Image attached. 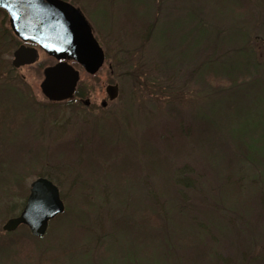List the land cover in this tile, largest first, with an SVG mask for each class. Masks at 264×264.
I'll use <instances>...</instances> for the list:
<instances>
[{
  "label": "rangeland",
  "instance_id": "rangeland-1",
  "mask_svg": "<svg viewBox=\"0 0 264 264\" xmlns=\"http://www.w3.org/2000/svg\"><path fill=\"white\" fill-rule=\"evenodd\" d=\"M67 1L84 15L105 54L102 67L92 75L73 64L79 71L78 86L85 93L81 99L88 104L77 98L50 103L44 97L39 88L43 69L54 63V59L42 50H38L36 63L18 68L12 66V54L18 41L9 27L7 14L0 10V162L3 166L0 165V206L11 200L17 208L21 207L31 181L41 172L49 173L59 188L65 210L69 211L65 220L76 223L80 219L78 213L83 209L86 189L87 202H93L96 208L88 212L86 218H81L79 225L94 228L93 232L87 228V232L99 238L96 244L100 247L104 246L105 237L113 236L109 250L120 247L115 251L118 256L124 249L125 263L146 264L143 253L148 251L153 255L154 247L146 245H153L151 240L141 243L140 239L147 241L149 235L142 230L133 231L131 237L139 241H130L123 229L113 230L111 216L117 214L121 222V198L125 196L136 208L138 203L140 209L154 206V197L161 203L169 198L178 205L173 214L168 208L155 206L159 214L169 215L168 226L181 230L195 217L197 223L204 222L210 228V235L199 239L183 236L186 230L179 231L171 239L175 257L185 260L213 249L218 256L217 264H256L253 258L264 250V195L251 179L256 175L255 170L244 162L243 154L232 140L250 149V155L263 169L264 179V86L255 82L251 87L245 84L232 90L234 84L220 79L219 83L208 82L209 86L203 89L204 80L197 83L184 66L191 63L190 55L198 50L194 48V53L190 52L193 49L189 47L186 28V31L176 30L162 14L161 25L169 26L168 30L162 35L156 34L155 45L149 42L141 50V43L132 36L138 25L129 28L124 24L125 33L121 35L123 25L119 9L124 7L122 0ZM172 2L164 0L165 7ZM250 9L256 25L250 45L256 62L263 67L264 7L253 5ZM158 16L161 17V13ZM187 19L182 16L180 24L187 25ZM233 25L232 29L248 33L244 26ZM3 27L7 33L1 37ZM178 39L181 42H177ZM178 43L180 47H175ZM180 51L183 52L181 59L178 57ZM239 56H223L221 67L240 68L246 55ZM165 58L171 63L180 59L184 65L173 71L174 66L171 67ZM131 71L138 72L137 77ZM240 82L242 79L237 84ZM109 84L118 85V96L111 101L105 93ZM102 101L106 102L105 106L101 105ZM173 106L180 115L171 116ZM195 112L205 116L208 128L217 123L222 128L216 129L212 137L200 135L195 129ZM55 160L71 172L70 175L66 176L57 168ZM37 162L41 163L35 165ZM33 164L34 167L29 166ZM20 171L19 187L12 188L7 196L6 188L12 187L8 182ZM228 177L242 182L244 187L239 188L238 199L230 196L224 203L228 191L232 190L227 191L225 187ZM207 215L212 219H206ZM163 216L160 218L167 223L168 218ZM10 217V212L6 219L0 217V234L3 223ZM215 223H222L225 228L219 230L221 228ZM17 229L13 237L34 240L28 228ZM59 233L49 235L40 248L46 251L55 246ZM84 234L78 231L71 236L79 243ZM40 248L29 245L28 250ZM16 250L22 251L18 247ZM100 251L104 253L103 249ZM89 252L86 250L85 259L74 263L89 264ZM125 263L119 261L118 264Z\"/></svg>",
  "mask_w": 264,
  "mask_h": 264
},
{
  "label": "trees",
  "instance_id": "trees-1",
  "mask_svg": "<svg viewBox=\"0 0 264 264\" xmlns=\"http://www.w3.org/2000/svg\"><path fill=\"white\" fill-rule=\"evenodd\" d=\"M122 2L124 3V7L121 9L118 8L122 12L121 25H123V27H120L121 35L125 33L123 32L124 24L126 27L129 26V28L130 26L134 27L135 25H138L136 30L137 32L134 31V34L132 33V36L141 43V50H143L145 45L147 46L149 42H152L153 45H155L154 42L156 34L162 35L168 30L169 26L167 28L166 26L161 25V22L164 18H167L170 22V26H175L176 30L184 29L186 31L187 29L186 35L189 39V47L193 49L190 52L194 53L195 49L199 50V48H202L201 52L197 50V53L195 52V55L191 54V63H188V65H184L183 62L180 63V59L183 54L182 51H180V54H178V57H181L180 59H177V61H172L171 63L169 62V60H167V58H165V61L169 62V64H171V67L174 66L172 69L173 71H176V69L181 64L186 68L188 67L187 72L188 74L190 73V77L193 80H197V83L200 84L203 82L202 80H204L203 89L204 87L209 86L208 82L213 81L214 83H219L220 79L222 81L224 79L225 81L234 84L231 87L233 88L232 90H234V88L240 87L241 85L244 86L245 84H247L245 85L246 87H251L255 82H259L262 84V86H264V64L263 67H260V64L256 62L254 51L252 49V46L250 45L252 40L251 35L254 33V29L256 28L255 22L252 21L253 12H251L250 8L253 5L254 7H264V0H173L172 4H167L166 7L164 0H122ZM160 13L161 17L158 16ZM162 14H164V18L162 17ZM182 16L188 18L186 20L187 25L180 24L182 23ZM172 19H174L173 22H171ZM233 24H237L238 27H240L241 25L244 26L248 33L242 31V29H232V27L234 26ZM236 35L238 36V38ZM234 38H237V41H234L236 40ZM182 39L185 40V34H182ZM177 42H181V39H178ZM240 43L243 44L241 45ZM174 46L180 47L179 43L178 45L176 44ZM139 52L141 53V51ZM137 54L135 56H137ZM232 54L238 57H241L239 56V54L246 55L243 64L240 65V68L233 66L232 70L228 68H222L220 64L222 62V57ZM130 73H132V71ZM142 73L144 74V72ZM132 75L134 77H137L138 72H133ZM132 75L130 74V76ZM241 79L242 82H240V84H237ZM213 93L219 94L220 92ZM84 95L85 93L83 92V88L78 86L76 97H81ZM170 114L174 117L180 115L178 109L175 107L173 109H170ZM195 116V129L199 132L200 135L212 137V134L216 129H219V127L222 128V126L217 123L210 129L208 128L209 125L207 121H205L204 119L205 116H199L196 112ZM223 128L226 129V127ZM230 139L232 140L231 137ZM232 143L236 144L238 150H240V152H238L243 154V160H245L244 162H247L246 164L249 163L251 168L255 170L256 175L251 179L255 180L253 183H256L255 185L260 188L261 192L264 195V179L262 178L263 173H261L263 172V169H261L260 165H258V162H255L254 156L250 155V149H244V146L237 140H232ZM241 149L245 153H243ZM55 161L57 163V160ZM40 163L41 162H37L35 165H39ZM57 164V168H59L66 176L70 175L71 172L68 173L69 171H67L65 167L59 165V163ZM29 166L34 167V164ZM262 167H264V165ZM258 168H260L261 171ZM82 169L83 168L81 166V171ZM19 173L14 174L11 181L9 180L10 183L8 182V184L12 187L9 186V188L11 187L10 189L6 188L7 196H9V193H11L10 191L12 190V188L17 189L19 187V182L21 181L22 177L21 171ZM39 176H44L49 178L51 181H54V178H52L49 173L47 174L41 172ZM227 182L228 184L225 185L227 191L231 189L232 190L228 191L227 196L223 200V202L227 201L230 196L233 200L238 199L237 193L239 192V188L244 187L242 182L230 180L229 177ZM85 192H87L86 189L83 196V209L78 213V218L80 219L77 218L78 220L76 221V223L79 221L77 224L75 222H72L73 220H65L69 212L68 210H65L62 214L49 221V226L44 236L34 237L30 235L31 238L35 240V243L34 240L27 241L23 236L13 237L12 235L18 232V229L12 232H6L2 230V233L0 234V264H75L74 262H77L78 260L82 261L83 259H85L84 255L86 254V250L90 251L89 253H87L88 257L91 259L89 264H118L119 261L120 263L127 262L124 249L121 250L122 252H120L118 256H115V251H119L120 247H118V249L115 247L116 249L113 251L109 250L113 236L109 235L107 238L105 237L103 239L104 246L100 247L98 244H96V240H99V238L92 233L94 228H92L90 225H79L80 222H82L80 220L86 218L87 213L93 211L96 208L93 202H87L88 199L85 198ZM129 199L130 198L126 196L125 199L121 198V222H119V220L117 219V214L115 215V213H113V217L111 216L112 228L115 232L116 229H123L125 237L130 241H139L131 237V232L133 231L142 230L143 233H147V235H149L150 238H148L147 241H145V238L140 239L141 243H148L151 240L150 243H152L153 245H150L149 243L146 245L148 248L154 247V253L153 255H151L152 257L147 253L148 251H145L143 253V255L145 256L143 258L147 260L146 264H217L218 256L213 249L207 252L205 251L196 253L190 258H185V260H182V257L179 259L175 257L176 253L174 252L175 249H173L175 246L171 242V239L173 240L174 236L177 235L179 231L183 230H186L187 232L182 233L183 236H190L194 239H199L200 236L203 235H210V228L207 224L200 221L197 223L198 219L193 217L190 220L191 224H189L188 227L186 226L185 228L178 230L180 227L177 228L173 225L168 226L169 220H171L170 218H168L169 215L167 216L166 214L165 217L162 213L159 214L158 211L155 210V206H160L163 209L168 208L170 211H172L173 214L175 210L178 209V205L176 206L177 203L175 201L167 198L164 199L163 203H161L159 202L157 197H154V206L152 204L148 205L147 209H140L138 203H136V208ZM24 203L25 201L21 203V207L17 208L16 204L14 202L11 203V200H9L3 207L0 206L1 220L7 218L8 212H10L11 217L17 215L24 206ZM222 208L228 211L230 209L224 207ZM181 209L179 211L182 212ZM160 216L168 218L167 223H164V220H162ZM207 217L208 218L206 219H212V217H209V215H207ZM161 225H165L167 228H160ZM217 225L218 228H221L219 230L225 228L224 224L222 223ZM61 226H63V230L60 229ZM20 227H22L23 229H27L24 225H21ZM87 228L92 229V232H87ZM56 231H60L61 233H59V238L56 240L57 243H55V246L48 247V250L46 251L44 249H41V243H43L45 239L49 237V235ZM78 231H82L85 233L84 238L82 239L83 241H80L79 243L74 241L72 238L74 233ZM85 244L88 245L91 249L85 246ZM29 245L30 247L40 249L29 251ZM35 245L38 246L36 247ZM17 247L21 248L22 251L16 250ZM101 249H103L104 253H101ZM262 252L263 253L261 255H258L257 258H253L256 264H264V250H262ZM76 258L78 259L76 260ZM59 261L61 263H58Z\"/></svg>",
  "mask_w": 264,
  "mask_h": 264
},
{
  "label": "water",
  "instance_id": "water-1",
  "mask_svg": "<svg viewBox=\"0 0 264 264\" xmlns=\"http://www.w3.org/2000/svg\"><path fill=\"white\" fill-rule=\"evenodd\" d=\"M0 8L9 18L14 34L22 41L38 44L56 63L43 69L42 94L51 102L72 99L79 71L75 61L88 74L103 65L105 54L91 32L90 25L78 8L65 0H0ZM35 47L21 44L13 52L15 68L33 64L38 59ZM108 100L118 96V85L105 87ZM85 104L88 101L85 100ZM102 101L101 105L105 106ZM65 205L58 187L46 177L31 181L23 210L3 223L2 230L12 232L25 225L32 236L46 233L50 220L63 213Z\"/></svg>",
  "mask_w": 264,
  "mask_h": 264
},
{
  "label": "flooded vegetation",
  "instance_id": "flooded-vegetation-1",
  "mask_svg": "<svg viewBox=\"0 0 264 264\" xmlns=\"http://www.w3.org/2000/svg\"><path fill=\"white\" fill-rule=\"evenodd\" d=\"M8 23H9V27H10V29H11V31H12V33H13V36H15L16 37V41H18L17 43V47L19 46V45H21V44H24V45H28V46H35L36 48H37V50H42V49H40L39 48V46L37 45V44H33V43H30V42H23L19 37H17L15 34H14V32H13V29H12V27H11V23H10V18L8 17ZM2 30L3 29H5L4 27L3 28H1ZM5 36V30H3V32H1V37H4ZM45 53V52H44ZM47 56L49 57V58H52L51 56H49L48 54H47ZM53 59V58H52ZM56 61L54 60V63H55ZM54 63H51V64H48L47 66H50V65H52V64H54ZM45 68V67H44ZM79 101L80 100H83V99H81V97H76ZM73 100H74V98H73ZM84 101V100H83ZM85 102V101H84Z\"/></svg>",
  "mask_w": 264,
  "mask_h": 264
}]
</instances>
